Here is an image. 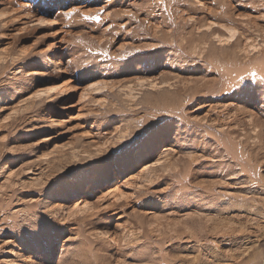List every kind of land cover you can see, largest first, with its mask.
<instances>
[{"label":"rangeland","instance_id":"1","mask_svg":"<svg viewBox=\"0 0 264 264\" xmlns=\"http://www.w3.org/2000/svg\"><path fill=\"white\" fill-rule=\"evenodd\" d=\"M0 14V264H264V0Z\"/></svg>","mask_w":264,"mask_h":264},{"label":"snow or ice","instance_id":"2","mask_svg":"<svg viewBox=\"0 0 264 264\" xmlns=\"http://www.w3.org/2000/svg\"><path fill=\"white\" fill-rule=\"evenodd\" d=\"M76 11H78V9H73L72 10V12H76ZM102 11H103V9H100L96 15H89V14L85 13L84 18L87 19V20H93V19H95V20H98L99 21L101 19L100 15H99V12H102ZM72 12L67 13V15L71 16L72 15ZM2 16H3V14H0V18H2ZM42 23H55V21H42ZM220 27H223V25H220ZM226 31H231L232 37L233 38L235 37L236 33H235L234 30L226 29ZM216 39L219 40L220 37H216ZM221 42L222 43H229L230 40H222ZM253 51H255V49H253ZM253 75H255V73H253ZM40 95H42V93H37V96H40Z\"/></svg>","mask_w":264,"mask_h":264},{"label":"bare ground","instance_id":"3","mask_svg":"<svg viewBox=\"0 0 264 264\" xmlns=\"http://www.w3.org/2000/svg\"><path fill=\"white\" fill-rule=\"evenodd\" d=\"M37 20V19H36ZM38 21V20H37ZM42 21H47L46 19H40V23L42 24V25H44L45 23H42ZM46 25H48V23L46 24ZM49 60V62H50V65H49V67L48 68H54L55 66L56 67H58L59 69H58V73H63L64 72V70L61 68V63L60 62H56L53 58H49L48 59ZM35 74V73H34ZM89 89H87V90H95V89H93V88H95V86H91V87H88ZM98 91V90H97ZM42 94H43V92H41ZM42 96V95H41ZM93 112V111H92ZM95 113V112H94ZM96 114V113H95ZM31 173V172H30ZM86 205V204H85ZM85 205L83 206V207H85ZM14 264V263H13Z\"/></svg>","mask_w":264,"mask_h":264}]
</instances>
